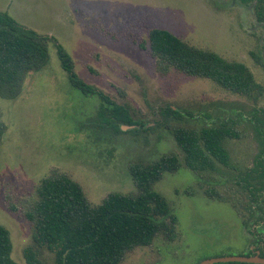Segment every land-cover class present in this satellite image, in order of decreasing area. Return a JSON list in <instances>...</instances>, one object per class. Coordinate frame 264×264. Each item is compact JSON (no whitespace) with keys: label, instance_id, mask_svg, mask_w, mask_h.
I'll return each instance as SVG.
<instances>
[{"label":"rangeland","instance_id":"obj_1","mask_svg":"<svg viewBox=\"0 0 264 264\" xmlns=\"http://www.w3.org/2000/svg\"><path fill=\"white\" fill-rule=\"evenodd\" d=\"M0 11L55 37L81 79L129 106L134 119L149 127L132 132L120 125L122 133L116 134L104 125L101 100L72 86L55 45L48 44L47 66L25 79L15 100L0 99L7 126L0 142V224L11 233L18 264H26L24 251L34 247V225L26 214L43 179L69 176L98 206L110 193L137 195L129 167L167 155L177 156L181 167L153 189L178 219L176 239L159 235L120 264H198L264 250V188L253 200L241 181L255 168L259 153L254 120L264 121V92L241 96L174 68L161 71L149 44L152 29H166L194 47L245 64L264 90V24L252 5L240 0H0ZM167 108L183 118L165 116ZM230 119L241 135L227 143L232 167L218 165L216 172L202 174L188 169L173 131ZM37 251L43 264H54L48 249Z\"/></svg>","mask_w":264,"mask_h":264},{"label":"trees","instance_id":"obj_2","mask_svg":"<svg viewBox=\"0 0 264 264\" xmlns=\"http://www.w3.org/2000/svg\"><path fill=\"white\" fill-rule=\"evenodd\" d=\"M240 2L252 5L257 21L264 24V0ZM49 43L55 45L61 67L72 86L85 96L101 100L100 118L104 125L116 134L122 133L120 125L133 128L132 132L149 130L147 124L134 119L129 106L117 103L103 90L81 79L73 58L55 37L39 34L1 11L0 99L15 100L23 90L25 79L47 66ZM149 44L161 71L174 68L188 76L211 80L241 96L254 98L264 92L245 64L194 47L166 29H152ZM164 115L183 118L172 108L165 109ZM254 122L260 149L255 157V168L245 173L241 181L242 187L256 200L264 188V121L255 119ZM6 131L0 113V142ZM173 136L187 168L196 174L216 172L218 165L230 169L227 143L241 138L237 122L232 119L200 130L177 128ZM180 167L175 155H167L147 166L132 165L129 170L139 193H110L98 206L89 201L82 186L69 176L55 173L43 179L36 190L37 202L26 214L34 225V247L24 251L26 264H43L37 248L53 253L54 264H120L127 253L137 247L151 246L159 235L175 240L178 219L168 200L153 187L166 173H175ZM214 194L212 191L210 196ZM13 248L11 233L0 224V264H18L12 255ZM254 253L250 251L245 255L254 256ZM260 256L264 257V250H260Z\"/></svg>","mask_w":264,"mask_h":264},{"label":"water","instance_id":"obj_3","mask_svg":"<svg viewBox=\"0 0 264 264\" xmlns=\"http://www.w3.org/2000/svg\"><path fill=\"white\" fill-rule=\"evenodd\" d=\"M230 262L264 264V257H261L259 254H256L254 256H246V255H239V256L237 255V256H229V257L227 256V257L206 259L200 262L199 264H216V263H230Z\"/></svg>","mask_w":264,"mask_h":264},{"label":"flooded vegetation","instance_id":"obj_4","mask_svg":"<svg viewBox=\"0 0 264 264\" xmlns=\"http://www.w3.org/2000/svg\"><path fill=\"white\" fill-rule=\"evenodd\" d=\"M254 254H255V255H256V254H259V255H260V251H258V252H255Z\"/></svg>","mask_w":264,"mask_h":264}]
</instances>
